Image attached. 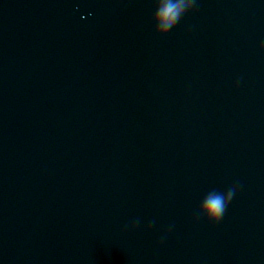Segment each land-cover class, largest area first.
<instances>
[{
    "label": "clouds",
    "instance_id": "9594fccd",
    "mask_svg": "<svg viewBox=\"0 0 264 264\" xmlns=\"http://www.w3.org/2000/svg\"><path fill=\"white\" fill-rule=\"evenodd\" d=\"M194 4L195 0H157L152 16L155 34L165 36L186 13L193 9ZM260 47L264 49V42ZM235 192V187H230L226 192L216 190L208 192L197 209V217H203L207 222L215 225L224 216Z\"/></svg>",
    "mask_w": 264,
    "mask_h": 264
}]
</instances>
